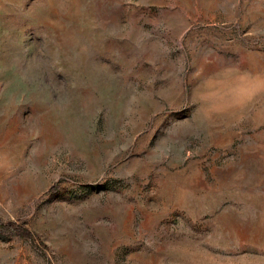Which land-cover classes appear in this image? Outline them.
Returning a JSON list of instances; mask_svg holds the SVG:
<instances>
[{
  "label": "rangeland",
  "instance_id": "rangeland-1",
  "mask_svg": "<svg viewBox=\"0 0 264 264\" xmlns=\"http://www.w3.org/2000/svg\"><path fill=\"white\" fill-rule=\"evenodd\" d=\"M0 222V264H264V0H0Z\"/></svg>",
  "mask_w": 264,
  "mask_h": 264
},
{
  "label": "trees",
  "instance_id": "trees-1",
  "mask_svg": "<svg viewBox=\"0 0 264 264\" xmlns=\"http://www.w3.org/2000/svg\"><path fill=\"white\" fill-rule=\"evenodd\" d=\"M2 225H3L2 222H0V226ZM5 228L6 230H8L9 233L18 234V235H22L27 238H31V234L27 229L21 228L20 226L16 224H13V223L5 224Z\"/></svg>",
  "mask_w": 264,
  "mask_h": 264
}]
</instances>
